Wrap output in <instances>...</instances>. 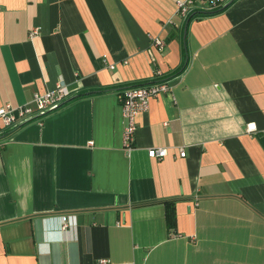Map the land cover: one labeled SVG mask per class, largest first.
I'll use <instances>...</instances> for the list:
<instances>
[{"label": "crops", "instance_id": "0c3cea01", "mask_svg": "<svg viewBox=\"0 0 264 264\" xmlns=\"http://www.w3.org/2000/svg\"><path fill=\"white\" fill-rule=\"evenodd\" d=\"M176 1L0 0V107L67 93L0 135V264H264V0Z\"/></svg>", "mask_w": 264, "mask_h": 264}, {"label": "built area", "instance_id": "2783aa9c", "mask_svg": "<svg viewBox=\"0 0 264 264\" xmlns=\"http://www.w3.org/2000/svg\"><path fill=\"white\" fill-rule=\"evenodd\" d=\"M210 6H215L214 0H208ZM175 13L180 17H187L192 11L191 0H177ZM152 46L157 50L163 49V44L158 39H152ZM112 68V67H109ZM170 88L161 77L159 72H155L154 79L151 83L125 88L118 95L121 117L123 120V128L121 131V146L125 152H129L132 148L133 133L135 130V118L148 109V103L151 99H155L163 94L169 93ZM67 98V93L58 85L53 91L43 94L35 93L30 101L23 105L12 107L5 104L0 107V135L6 131L13 130L33 119L41 117L57 108H59ZM255 130V126L249 123L245 126V132L250 133ZM166 155L164 148L149 149L146 151L148 159H162ZM183 149L177 150V157L184 158ZM61 228H65L68 222L61 220Z\"/></svg>", "mask_w": 264, "mask_h": 264}, {"label": "trees", "instance_id": "16d2710c", "mask_svg": "<svg viewBox=\"0 0 264 264\" xmlns=\"http://www.w3.org/2000/svg\"><path fill=\"white\" fill-rule=\"evenodd\" d=\"M223 9L225 8H222V9H218V10H215L213 12H210V13H206L207 15H213V14H217L219 12H221ZM191 15L188 16L187 20L190 19ZM183 70V66H181L179 69H178V72H181ZM165 204V221H166V224H167V228L168 229H172L173 228V222H174V214H173V210L171 208V204H169V202H164Z\"/></svg>", "mask_w": 264, "mask_h": 264}]
</instances>
